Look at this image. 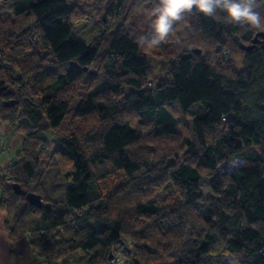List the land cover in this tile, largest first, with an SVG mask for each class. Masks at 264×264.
Instances as JSON below:
<instances>
[{
  "label": "trees",
  "instance_id": "16d2710c",
  "mask_svg": "<svg viewBox=\"0 0 264 264\" xmlns=\"http://www.w3.org/2000/svg\"><path fill=\"white\" fill-rule=\"evenodd\" d=\"M9 1L13 15L0 19V123L22 136L0 168L10 242L24 237L37 257L78 256L77 264H106L123 240L131 244L125 264H264V49L232 58L231 46L235 35L245 44L260 30L194 9L193 31L204 38L168 49L161 69L169 79L152 87L153 29L144 35L128 23L156 0L132 1L126 33L117 28L95 70L125 0ZM255 2L264 16V0ZM78 85L68 131L52 143L45 134L59 128ZM51 144L54 178L68 184L62 200L40 180ZM235 158L243 163L222 167ZM13 184L47 206L30 205Z\"/></svg>",
  "mask_w": 264,
  "mask_h": 264
},
{
  "label": "rangeland",
  "instance_id": "374dc122",
  "mask_svg": "<svg viewBox=\"0 0 264 264\" xmlns=\"http://www.w3.org/2000/svg\"><path fill=\"white\" fill-rule=\"evenodd\" d=\"M91 0H86L85 3L86 5H90ZM133 0H125L123 6L119 9L118 14L113 18L111 21V28L110 31L108 32V35L106 36L107 38L102 42L99 54L96 57V63L93 66V69L95 70L97 67H99L101 63V58L104 55L106 48L108 46L109 40L117 30V28H122V34L126 33V26H124L123 21L124 17L127 16V13L130 14L131 16L133 15V9L130 8L131 3ZM158 2V0H156ZM154 5L153 3H144L143 4V9L139 10L138 13L134 14V17L132 18V21H130L128 24H134L137 26L140 30H146V32H143L144 35H149L151 33L152 27L151 23L154 17L152 16V9ZM13 15V9L11 2L9 0H0V19H6L9 18ZM192 14L186 13L185 18L183 21L177 22V25H174L175 31L170 34V36L161 42L159 46H153V47H147L146 46V60L147 64L150 66L152 75L153 77L151 78V86H155L156 81L164 80V79H169L167 76L166 72L162 71L161 69V62H162V56L163 54L168 51V49H173L176 45H179L185 40H188L189 38L192 39V36H197L198 39L204 38L203 36H199L198 34H195L193 31V22H192ZM258 32V31H256ZM255 32V33H256ZM142 33V34H143ZM254 33V34H255ZM141 35V34H140ZM242 41H239L238 36H234V45H231L232 48V58H242L243 50L239 48V45L241 44ZM196 43V42H195ZM236 43V44H235ZM249 43V42H248ZM245 43V44H248ZM204 45H208L209 50H213L214 46L210 44L204 43ZM260 46V45H258ZM192 47L201 50L203 48L201 45H193ZM201 47V48H200ZM226 58H230L227 56ZM236 66L239 67L241 65V60L238 59L236 61ZM94 73L93 70H89L88 74ZM85 81L89 80V78L85 77ZM83 87L82 85H78L76 87V94L74 95L70 109L66 112V114L63 117L62 123L60 124L59 128L57 130L52 131L50 134L46 133L45 137L49 140H52V143L57 142L60 138L64 136V134L68 131V125L69 121L71 119L72 113H73V108L75 107L76 101L80 97V95L83 92ZM73 90L72 92H74ZM131 88L129 87H123L122 92L124 95H126ZM185 121H187V126L189 127V115L184 117ZM21 140L22 136L19 133H14L10 129H8L7 125L5 123H0V145H5L6 147H3L6 151H1L0 150V168L3 167L6 163H9V160L12 157H15L17 153L20 152L21 149ZM53 145L51 144L46 153L43 156V163L40 166L41 170V176L40 180L44 183L46 186L45 189L50 197L54 200H62L64 197L63 189L66 187L68 184L63 182H57V179L54 178L55 176V164L54 162L51 161L49 158V155L51 153ZM243 163V160L241 158H235L232 159L222 165L227 171H231L234 168L240 166ZM200 189L202 190L203 194L206 196L208 195V189L205 183L200 184ZM165 195L164 192H157L155 197L156 198H161ZM131 248V247H130ZM133 248V246H132ZM121 251V250H120ZM122 252V251H121ZM121 252H118L116 250V256L120 258L122 261V264L126 263V258H124V254Z\"/></svg>",
  "mask_w": 264,
  "mask_h": 264
},
{
  "label": "clouds",
  "instance_id": "9594fccd",
  "mask_svg": "<svg viewBox=\"0 0 264 264\" xmlns=\"http://www.w3.org/2000/svg\"><path fill=\"white\" fill-rule=\"evenodd\" d=\"M255 0H158L152 9L151 27L153 36L147 47L159 46L176 29L174 25L183 21L186 13L196 12L216 18L217 10L224 13L226 23L247 25L264 31V16L256 11ZM144 43L143 38L140 41Z\"/></svg>",
  "mask_w": 264,
  "mask_h": 264
},
{
  "label": "crops",
  "instance_id": "0c3cea01",
  "mask_svg": "<svg viewBox=\"0 0 264 264\" xmlns=\"http://www.w3.org/2000/svg\"><path fill=\"white\" fill-rule=\"evenodd\" d=\"M5 220L6 215L0 211V264H77L78 256L50 261L37 257L24 237L11 243L5 230Z\"/></svg>",
  "mask_w": 264,
  "mask_h": 264
},
{
  "label": "water",
  "instance_id": "95a60500",
  "mask_svg": "<svg viewBox=\"0 0 264 264\" xmlns=\"http://www.w3.org/2000/svg\"><path fill=\"white\" fill-rule=\"evenodd\" d=\"M257 43H259L260 47L264 49V31L256 32L252 37V39L250 40L249 44H240L239 48L244 51H250L253 47L256 46ZM12 188L15 194L23 196L30 205L35 207L47 206V204L43 205L41 198L38 194H35L30 191L27 192L24 189H22L18 184H13ZM108 258L111 259L112 254H109Z\"/></svg>",
  "mask_w": 264,
  "mask_h": 264
},
{
  "label": "built area",
  "instance_id": "2783aa9c",
  "mask_svg": "<svg viewBox=\"0 0 264 264\" xmlns=\"http://www.w3.org/2000/svg\"><path fill=\"white\" fill-rule=\"evenodd\" d=\"M13 161V159L11 158L9 160V162L11 163ZM0 174H1V169H0ZM130 247H131V244L129 241H125L123 240L122 242H120L116 247H113L112 250L113 252L116 250H118V252H121L122 256H124V258H126L128 255H129V252H130ZM121 250V251H120ZM117 254L115 253L114 255H112V258L108 260V262L106 264H114L117 259H120L118 256H116Z\"/></svg>",
  "mask_w": 264,
  "mask_h": 264
},
{
  "label": "bare ground",
  "instance_id": "6f19581e",
  "mask_svg": "<svg viewBox=\"0 0 264 264\" xmlns=\"http://www.w3.org/2000/svg\"><path fill=\"white\" fill-rule=\"evenodd\" d=\"M114 264H122V261L120 259H117V261Z\"/></svg>",
  "mask_w": 264,
  "mask_h": 264
},
{
  "label": "flooded vegetation",
  "instance_id": "af4514ba",
  "mask_svg": "<svg viewBox=\"0 0 264 264\" xmlns=\"http://www.w3.org/2000/svg\"><path fill=\"white\" fill-rule=\"evenodd\" d=\"M249 43H250V42H249ZM249 43H248V44H249ZM258 45H260V44H259V43H257V44H256V47H257Z\"/></svg>",
  "mask_w": 264,
  "mask_h": 264
}]
</instances>
